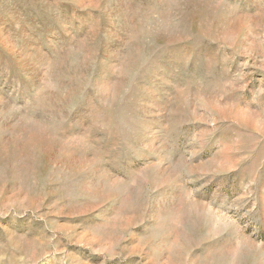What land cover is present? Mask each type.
Returning a JSON list of instances; mask_svg holds the SVG:
<instances>
[{"label":"rangeland","instance_id":"1","mask_svg":"<svg viewBox=\"0 0 264 264\" xmlns=\"http://www.w3.org/2000/svg\"><path fill=\"white\" fill-rule=\"evenodd\" d=\"M0 264H264V0H0Z\"/></svg>","mask_w":264,"mask_h":264}]
</instances>
